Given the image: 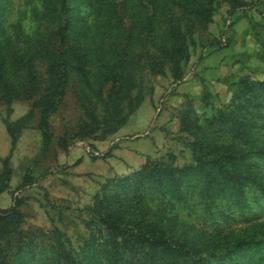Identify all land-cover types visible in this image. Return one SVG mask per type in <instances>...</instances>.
I'll return each instance as SVG.
<instances>
[{"label":"trees","instance_id":"16d2710c","mask_svg":"<svg viewBox=\"0 0 264 264\" xmlns=\"http://www.w3.org/2000/svg\"><path fill=\"white\" fill-rule=\"evenodd\" d=\"M218 1L38 0L47 25L28 41L19 26L7 33V1L0 0V103L31 102L25 116L5 123L11 146L0 193L8 188L17 132L35 113L48 145V118L70 92L82 115L72 137L105 140L140 105L139 72L164 75L166 67L181 77L194 27ZM220 1L230 15L245 6ZM82 5L92 20L79 17ZM239 85L229 104L207 117L181 113L190 163L179 166L167 153L103 183L84 208L88 235L76 247L55 226L23 227L20 201L0 209V264H264V223L221 234L264 204V81L241 78Z\"/></svg>","mask_w":264,"mask_h":264},{"label":"rangeland","instance_id":"374dc122","mask_svg":"<svg viewBox=\"0 0 264 264\" xmlns=\"http://www.w3.org/2000/svg\"><path fill=\"white\" fill-rule=\"evenodd\" d=\"M6 31L19 26L28 41L44 29L38 0H6ZM245 6L230 15L228 6L218 1L206 22L196 23L188 41L189 58L180 78L139 72L143 97L140 105L119 130L103 141L78 140L73 130L81 111L69 92L57 111L48 118L50 141L44 144L38 128V114L18 130L9 155L11 176L8 188L0 193V209L14 200L24 214L23 227L47 230L58 228L76 247L88 231L84 208L108 179L137 170L145 161L170 153L175 164L191 162V153L179 131L180 115L191 110L200 119L212 110L229 104L239 88V80L264 81V0H243ZM79 17L92 15L86 5L78 8ZM28 100H14L7 108L0 103V171L9 154L5 123H12L30 110ZM264 119V118H263ZM264 122V120H263ZM264 134V131H262ZM63 141L61 144L60 141ZM180 218L185 216L179 211ZM255 216L235 217L223 233L264 223V204L254 208ZM196 229L213 233L210 226L187 220Z\"/></svg>","mask_w":264,"mask_h":264}]
</instances>
